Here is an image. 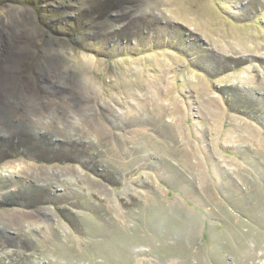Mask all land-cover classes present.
<instances>
[{"label":"rangeland","instance_id":"obj_1","mask_svg":"<svg viewBox=\"0 0 264 264\" xmlns=\"http://www.w3.org/2000/svg\"><path fill=\"white\" fill-rule=\"evenodd\" d=\"M0 264H264V0H0Z\"/></svg>","mask_w":264,"mask_h":264}]
</instances>
